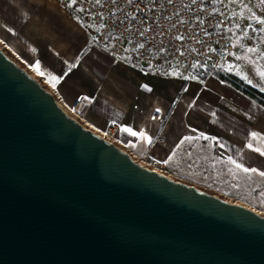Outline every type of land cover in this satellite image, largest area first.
<instances>
[{"label":"water","instance_id":"95a60500","mask_svg":"<svg viewBox=\"0 0 264 264\" xmlns=\"http://www.w3.org/2000/svg\"><path fill=\"white\" fill-rule=\"evenodd\" d=\"M0 264H264V215L141 165L0 48Z\"/></svg>","mask_w":264,"mask_h":264},{"label":"crops","instance_id":"0c3cea01","mask_svg":"<svg viewBox=\"0 0 264 264\" xmlns=\"http://www.w3.org/2000/svg\"><path fill=\"white\" fill-rule=\"evenodd\" d=\"M0 32L6 33L4 39L19 50L24 62L48 79L68 103H85L93 126L104 130L117 125V136L135 152L149 151L161 159L165 153L168 159L184 146L180 150L196 152L201 159V153L205 156L209 149L215 154L219 166L214 168L221 178L246 176L255 194L264 193V177L258 174L264 171V155L253 150H264V105L221 76H202L183 64L157 72L150 65L117 56L108 44L97 42L93 19L79 16L63 0H0ZM252 40L247 43L244 35H237L223 68L264 92L260 75L264 71V32ZM249 48L256 51L249 52ZM125 128L147 133L152 142ZM253 132L259 135L252 138ZM205 139L210 140L206 143ZM249 143L253 148L247 147ZM229 157L258 171L245 173ZM206 165L211 168V163Z\"/></svg>","mask_w":264,"mask_h":264},{"label":"built area","instance_id":"2783aa9c","mask_svg":"<svg viewBox=\"0 0 264 264\" xmlns=\"http://www.w3.org/2000/svg\"><path fill=\"white\" fill-rule=\"evenodd\" d=\"M72 6L79 16L93 19L98 43L108 44L117 56L137 65H150L157 72L183 64L193 66L202 76L226 74L223 63L235 48V37L244 35L250 43L264 29L256 19L240 20L224 0H100L99 4L77 0ZM0 42L2 51L34 76L67 114L103 138H115L117 125L106 130L93 126L81 113L85 103H68L48 79L24 62L12 43ZM130 155L137 161L134 154Z\"/></svg>","mask_w":264,"mask_h":264},{"label":"rangeland","instance_id":"374dc122","mask_svg":"<svg viewBox=\"0 0 264 264\" xmlns=\"http://www.w3.org/2000/svg\"><path fill=\"white\" fill-rule=\"evenodd\" d=\"M225 3L240 20H254L253 17L264 19V5L260 3V0H225ZM3 35H6V33L1 34L0 32V39L9 42V40L4 39ZM252 44H250V46H252ZM0 45H2L1 42ZM246 47L249 46L244 45V48ZM236 65L239 66L240 62H236ZM192 67L193 66L189 67L191 71L198 73V71L194 70ZM226 70L228 69L224 65L223 71ZM84 109L81 113L85 114L84 116L88 120L86 110L84 111ZM118 136L116 133L115 138H113L112 141L122 149L134 154L135 159L139 163L144 164L150 169L156 168L159 170L158 172L161 171L160 173H164L174 180L195 185L198 188L207 191L210 194L217 195L229 202L239 203L253 210L256 209L259 214L264 215V196L263 198L260 196L262 193L259 195L255 194L256 190L254 184L248 182L246 176L235 177V179L232 180L221 178L214 168V165L219 166L216 160H214L213 156L215 154H212L209 149L205 156V152L201 153L202 158L200 159L199 154H196V152L189 154L186 150H180L181 148L184 149V146H182L181 148H178L180 151L177 150L170 154V157L172 158L167 159L166 154L164 153L160 154L165 157L161 159L160 156L157 154H151L149 151L145 154L135 152L128 144H124ZM205 140L207 143L210 139ZM174 157H178V159ZM165 161L168 162L165 163ZM207 163H211V168H208L206 165ZM207 169H210L211 171L209 172Z\"/></svg>","mask_w":264,"mask_h":264},{"label":"snow or ice","instance_id":"6c2138e0","mask_svg":"<svg viewBox=\"0 0 264 264\" xmlns=\"http://www.w3.org/2000/svg\"><path fill=\"white\" fill-rule=\"evenodd\" d=\"M76 2H77V0H71V4H75ZM95 2H96L97 4H99V3H100V0H95ZM128 2L131 3L132 0H128ZM193 3H195V0H193ZM260 3H261L262 5H264V0H260ZM69 6H71V5H69ZM253 18L257 20V23H258V24H264V19H260V18H258V17H253ZM8 30L11 31V29H8ZM260 31L264 32V29H261ZM141 34H143V33H141ZM139 47H140V48H143L144 45H143V44H140ZM248 51H249V52H254V51H256V50L253 49V48H249ZM75 66H76L75 64L70 65V66H69V71H71V69H72L73 67H75ZM260 75H261V77H264V71H261V72H260ZM52 79H56V78L53 77ZM250 82H251V81H250ZM145 88H147V86H145ZM148 90H150V89H148ZM156 111L159 112L160 109H157ZM153 118L155 119V117H153ZM125 131L128 132V133L131 134V135H134V136H135V135H139V136L141 137V139H142V140H145L147 143H151V142H152V138H151L150 136H148L147 133H145V132H143V131L137 133V132H134V131H133L132 129H130V128H125ZM250 135H251L252 138H256L259 134L253 132V133H251ZM187 139H191V138H190V137H185V140H187ZM180 143L183 144L184 141L182 140ZM247 147H249V148H253V145H252L251 143H249V144L247 145ZM253 150H254V151H257V152H260L261 155H264V150H261V149H259V148H254ZM229 161H230V163L234 164L238 169H241V170L244 171L245 173H248V172L256 173V172L258 171L257 169H254V168H246V167H244L242 164H239V163H237L236 161L232 160L231 157H229ZM167 162H168V161H165V163H167ZM258 174H259L260 176L264 177V171H261V172H259ZM261 195H264V193H262Z\"/></svg>","mask_w":264,"mask_h":264},{"label":"trees","instance_id":"16d2710c","mask_svg":"<svg viewBox=\"0 0 264 264\" xmlns=\"http://www.w3.org/2000/svg\"><path fill=\"white\" fill-rule=\"evenodd\" d=\"M224 78L226 81H228L230 84L235 86L236 88L242 90L244 93L249 95L251 98L259 102L260 104L264 105V92L260 91L256 87H254L251 84L246 83L244 80L240 79L239 77L235 75H230L228 73L226 74H217ZM171 109L168 113V115L171 113Z\"/></svg>","mask_w":264,"mask_h":264}]
</instances>
